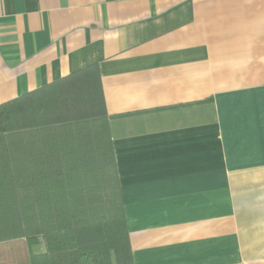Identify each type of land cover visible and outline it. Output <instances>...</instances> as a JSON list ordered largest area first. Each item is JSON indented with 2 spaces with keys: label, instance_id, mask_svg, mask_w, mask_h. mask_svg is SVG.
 <instances>
[{
  "label": "crops",
  "instance_id": "obj_1",
  "mask_svg": "<svg viewBox=\"0 0 264 264\" xmlns=\"http://www.w3.org/2000/svg\"><path fill=\"white\" fill-rule=\"evenodd\" d=\"M90 66L134 263L264 264V0H0V104Z\"/></svg>",
  "mask_w": 264,
  "mask_h": 264
},
{
  "label": "trees",
  "instance_id": "obj_2",
  "mask_svg": "<svg viewBox=\"0 0 264 264\" xmlns=\"http://www.w3.org/2000/svg\"><path fill=\"white\" fill-rule=\"evenodd\" d=\"M20 264H135L96 66L0 104V243Z\"/></svg>",
  "mask_w": 264,
  "mask_h": 264
},
{
  "label": "rangeland",
  "instance_id": "obj_3",
  "mask_svg": "<svg viewBox=\"0 0 264 264\" xmlns=\"http://www.w3.org/2000/svg\"><path fill=\"white\" fill-rule=\"evenodd\" d=\"M45 242L41 237L39 243L30 245L26 239L13 240L0 243V263L5 260L28 258L32 253L45 251Z\"/></svg>",
  "mask_w": 264,
  "mask_h": 264
}]
</instances>
